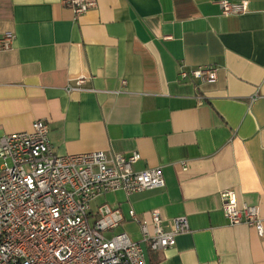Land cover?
Masks as SVG:
<instances>
[{"label": "crops", "instance_id": "0c3cea01", "mask_svg": "<svg viewBox=\"0 0 264 264\" xmlns=\"http://www.w3.org/2000/svg\"><path fill=\"white\" fill-rule=\"evenodd\" d=\"M219 1L95 0L75 15L62 0H0V40L13 35L0 44V136L43 119L59 154L135 150L134 170L159 167L164 186L100 198L138 242L152 212L166 227L186 217L173 246L142 244L148 264H264V233L221 210L233 190L264 229V0L227 15ZM205 64L215 80L179 79Z\"/></svg>", "mask_w": 264, "mask_h": 264}, {"label": "built area", "instance_id": "2783aa9c", "mask_svg": "<svg viewBox=\"0 0 264 264\" xmlns=\"http://www.w3.org/2000/svg\"><path fill=\"white\" fill-rule=\"evenodd\" d=\"M75 15L95 5V0H62ZM224 15L242 13L246 1L220 0ZM12 33L0 40L7 48ZM169 36H166L168 38ZM217 68L199 65L178 72L180 80L213 81ZM84 78L76 80L78 88ZM140 154L101 150L57 153L49 140V125L33 121L29 131L0 136V264H148L142 244L160 251L175 244L188 229L185 216L173 217L168 227L152 212V231L135 211L141 241L124 231H114L124 220L118 206L100 202L110 192L126 195L164 186L159 167L134 170ZM221 210L232 226L246 224L264 233L257 205L238 202L233 190L221 193Z\"/></svg>", "mask_w": 264, "mask_h": 264}, {"label": "rangeland", "instance_id": "374dc122", "mask_svg": "<svg viewBox=\"0 0 264 264\" xmlns=\"http://www.w3.org/2000/svg\"><path fill=\"white\" fill-rule=\"evenodd\" d=\"M100 202L108 203L112 205V199L110 196L104 197L103 200H100ZM114 231H125L127 232L131 238L134 237V233L137 231V227L133 223H127V222H121L117 228L114 229Z\"/></svg>", "mask_w": 264, "mask_h": 264}]
</instances>
